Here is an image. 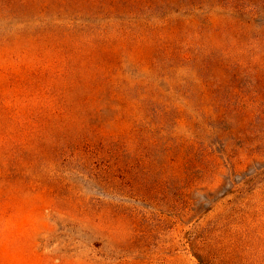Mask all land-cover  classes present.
Listing matches in <instances>:
<instances>
[{
  "label": "trees",
  "instance_id": "16d2710c",
  "mask_svg": "<svg viewBox=\"0 0 264 264\" xmlns=\"http://www.w3.org/2000/svg\"><path fill=\"white\" fill-rule=\"evenodd\" d=\"M213 12L220 22L210 19ZM129 47L146 53L150 69L165 78L181 68L204 82L213 66L231 82L249 78L239 100L230 83L206 82L211 105L249 111L254 124L264 123V0H0V251L5 242L24 250L40 230L55 233L52 223L13 233L12 195L34 186L52 193L41 215L49 207L53 218L90 217L74 203L80 194L63 177L61 161L78 177L101 178L112 160L166 156L177 145L139 141L163 135L169 112L156 121L162 112L154 90L115 80ZM185 92L191 99L194 84ZM114 99L138 103L143 112L128 142L101 119ZM64 189L73 194L61 197Z\"/></svg>",
  "mask_w": 264,
  "mask_h": 264
},
{
  "label": "rangeland",
  "instance_id": "374dc122",
  "mask_svg": "<svg viewBox=\"0 0 264 264\" xmlns=\"http://www.w3.org/2000/svg\"><path fill=\"white\" fill-rule=\"evenodd\" d=\"M209 17L222 20L218 12ZM124 56V73L115 80L152 88L162 112L156 121L169 112L163 135L156 131L139 141L177 145L166 156L112 160L110 170L96 175L101 178L78 177L61 161L63 177L80 194L74 203L85 205L90 217L53 218L49 207L41 215L52 198L43 185L12 195L18 208L9 219L13 233L49 223L56 231L36 232L20 251L5 242L0 264H264V123L254 124L249 111L214 108L206 83H230L239 100L248 93L249 78L231 82L218 66L204 82L181 68L170 69L165 78L150 69L146 53L129 47ZM182 79L186 88L183 83L175 88ZM192 83L195 94L187 100ZM110 106L101 115L109 120L106 130L128 142L143 112L125 99ZM67 192L73 194L64 189L60 196Z\"/></svg>",
  "mask_w": 264,
  "mask_h": 264
}]
</instances>
